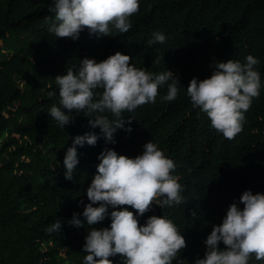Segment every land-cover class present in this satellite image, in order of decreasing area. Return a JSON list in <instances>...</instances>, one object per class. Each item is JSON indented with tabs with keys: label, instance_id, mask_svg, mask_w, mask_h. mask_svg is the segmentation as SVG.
<instances>
[{
	"label": "trees",
	"instance_id": "1",
	"mask_svg": "<svg viewBox=\"0 0 264 264\" xmlns=\"http://www.w3.org/2000/svg\"><path fill=\"white\" fill-rule=\"evenodd\" d=\"M51 2L0 0V264H84V236L90 227H107L109 218L79 227L64 221L87 202L84 190L96 171L97 154L111 147L132 157L147 140L173 160L171 172L183 186V201L153 205L138 223L151 214L167 216L186 242L173 264H192L234 198L244 189L264 193V0H139L126 32L113 29L97 37L85 26L75 40L48 31L54 20ZM153 31L163 32L165 41L149 44ZM115 51L129 55L137 68L171 70L180 82L176 99H161L165 84L154 102L124 110L131 132L118 129L115 144L98 135L94 145L77 146L78 163L72 178L65 179L62 157L71 138L100 129L89 126L92 114L88 118L77 110L68 112L73 116L68 124L57 126L47 113L60 99L54 77L83 57L99 61ZM247 54L260 61L254 67L261 87L244 113L241 131L228 140L192 107L185 88L191 77L208 76L213 60L243 63ZM49 89L57 95L48 97ZM119 207L135 215L130 205ZM56 218L61 231H46ZM108 259L122 264L121 254ZM249 264H264V259L250 258Z\"/></svg>",
	"mask_w": 264,
	"mask_h": 264
},
{
	"label": "clouds",
	"instance_id": "2",
	"mask_svg": "<svg viewBox=\"0 0 264 264\" xmlns=\"http://www.w3.org/2000/svg\"><path fill=\"white\" fill-rule=\"evenodd\" d=\"M138 7L139 0H52L48 12L54 20L48 31L73 40L85 26L97 37L109 36L113 29L126 32L131 27L129 17ZM165 39L163 32L153 31L148 43H163ZM259 63L252 54H247L243 63L232 58L213 60L210 74L202 79L191 77L185 88L192 107L198 114L205 113L210 126L228 140L241 131L244 113L252 98L259 95L260 73L254 67ZM54 80L60 99L47 113L57 126L63 128L73 117L68 112L77 110L88 118L92 114L89 126L100 129L99 133L86 131L71 138L62 157L65 179L72 178L78 163L77 146L94 145L98 135L105 144H115L118 129L126 134L132 130L131 118L122 116L124 110L131 112L138 105L154 102L158 87L165 84L167 91L161 99L175 100L180 84L171 70L153 73L137 68L129 63V55L120 51L99 61L83 57ZM46 94L52 97L57 91L49 89ZM97 159L96 171L84 190L87 202L80 213L73 211L64 221L79 227L109 218L107 227H90L84 236V264H113L108 257L116 254H121L122 264H173L186 244L174 222L167 216L151 214L138 223L153 205L162 208L183 201V186L171 172L173 160L151 140L132 157L104 147ZM119 205H130L135 215L126 207L117 208ZM46 231H61V219L56 218ZM203 244V255L192 264H249L250 258L264 259V193L244 189L238 200L228 204L220 223L212 224Z\"/></svg>",
	"mask_w": 264,
	"mask_h": 264
}]
</instances>
